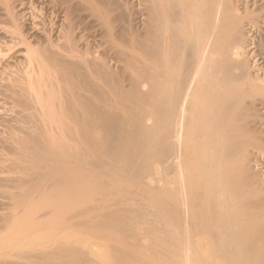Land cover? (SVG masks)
Segmentation results:
<instances>
[{
	"label": "bare ground",
	"instance_id": "obj_1",
	"mask_svg": "<svg viewBox=\"0 0 264 264\" xmlns=\"http://www.w3.org/2000/svg\"><path fill=\"white\" fill-rule=\"evenodd\" d=\"M34 1L66 27L53 44L35 17L27 38L32 18L0 0V264H95L74 244L84 224L112 238L111 264H264L248 150L262 119L247 120L264 97L248 32H264V0H148L143 33L112 19L116 2ZM88 18L101 57L79 47Z\"/></svg>",
	"mask_w": 264,
	"mask_h": 264
},
{
	"label": "rangeland",
	"instance_id": "obj_2",
	"mask_svg": "<svg viewBox=\"0 0 264 264\" xmlns=\"http://www.w3.org/2000/svg\"><path fill=\"white\" fill-rule=\"evenodd\" d=\"M21 1L22 2L24 1L25 5H24V2L22 3V2H20V0H19L18 4L19 3H21V4H19V5L17 4L18 7H17V5L14 4L15 7H16V8L14 7L15 11H18V10H20L19 8H21L20 12H22V13H19V14H18L19 11L16 12L15 16L18 14L16 16L17 22L19 23L20 20L24 22V20H26V19L28 20L29 18H32L31 21H30V19L27 21L28 23L25 21L27 23V25H25L26 24L25 22L24 23H22V22L19 23L20 24L18 26L19 31H21L22 34L25 33L24 36L26 34H28V32L26 33V31L24 29L25 27L23 28L21 24H23V26H26V28H28V26L31 24L30 26H32V28H30V26H29L28 29H33V27H35V28L37 27V25H38L37 21L39 20L40 23L42 22L41 25L45 24V26L43 28L40 25L41 27L39 28V30H41L42 32H45L47 30L45 32V34L47 33L49 35V36H47V38L49 37V39H50L51 35L54 32H55L56 37L53 34V36H52L53 40H51L52 42L55 40L54 38H57V39L61 38V35H59L60 38H58L57 35L60 34L58 32L61 31L62 27H66L65 24H63L64 23V21H62L63 18H62V20H59V22H57L56 20H53L52 16H50V14H52L53 17H55L54 15L56 13H58V12H55L54 10H52L53 12H55L53 14L51 9L48 8L50 11H47V12L45 11V13H47V14H44V9L42 7V4L44 2H42V1H34V0L30 1V0H27L28 4L26 3V0H21ZM109 1L110 2L108 4H110V3L113 4L115 2L117 3V4L115 3L116 7H115V9L113 11V15H112V19L113 20H117L120 24H125V26L130 27L133 31H136L138 33H143L144 32V28L146 26V23H147V20H148V13H149V2H148V0H109ZM30 2L32 3L31 5H29ZM36 2H37V4H36ZM14 3H16V1H14ZM33 4L34 5L36 4V5L34 6ZM22 6H24V7H22ZM25 6H27L28 8L31 6L32 9L29 8V10H28V8L27 7L25 8ZM39 6H40V8L42 7L43 12H42V10H40ZM0 8H1L0 11L2 10V12L4 13L3 14L2 12H0V23L1 22L3 23V20H4V18L6 19V16H4L5 12L3 10V7H0ZM17 8H18V10H16ZM27 11L28 12L30 11V12L28 13ZM25 13H26V15H25ZM23 15H25V17H22ZM27 15H28V17H26ZM40 16L42 17L41 19H45L47 21V23H45L46 21L43 22L44 20H41ZM44 16L45 17L48 16V18H50V20H48L47 18H43ZM57 16L60 17V16H62V14L61 15L59 13H58V15L56 14V17H55L56 19L58 18ZM262 16H263V13L261 11H253V12L245 15V18H246L245 20H246V22H249L251 20H259ZM35 17H36L37 21L35 19H33ZM19 18H23V19H19ZM1 19H3V20H1ZM79 20L77 19V21H79ZM32 21L34 22V24L32 23ZM35 21H36V23H35ZM53 21L57 22V24L55 22H53ZM89 21H91V22L87 23ZM5 22H7V20ZM5 22L3 24L2 23L0 24V29L1 30L4 28L3 27L4 24L6 26L7 23H8V22L7 23H5ZM49 22H50V25H49ZM60 22H63V23H61V25H60L59 24ZM82 22H83V24H82ZM94 22H95V20L92 19V18H90L86 22L84 20H82V21L80 20L79 21L80 24L77 22V24H79L81 26L80 29L82 28V26L84 27V25H85L84 23H86V25L90 24L89 26L85 25L86 27H84V29L86 28L87 34H86V31L83 28H82L83 30L81 29L83 31V33L85 31L84 34L86 35L85 36L86 39L83 36V33H82V31L79 28H78V30L80 32L79 31L77 32V34L79 33L78 35L83 36V37H80L79 40L77 39L79 42L81 41V43H80L81 46L79 45V47H82V49L85 48L84 51H82L80 48L79 49L82 51V53L85 52L84 54H87L86 55L87 57L100 56L101 55L100 53H102V50H101V47H102V45H101L102 44V35L101 34L102 33L100 32V29H99V26H97V23L96 22L94 23ZM54 23H55V25H54ZM47 24L49 26H51V28L52 27H54V28H52V30H51V28L48 30L49 26H47ZM1 25H3V26H1ZM56 25L58 26V28H57ZM7 26H6V28L8 29L9 26L8 27ZM1 27H3V28H1ZM55 27H56V30H55ZM6 28H4V29H6ZM22 28H23V30H21ZM87 28H88V30H87ZM37 29H38V27H37ZM52 31H54V32H52ZM248 32H249V38L252 41V46L250 47V49H251L250 50V58L251 59H249V60H250L251 63H254V64L256 63V64L261 65L262 63H264V32L261 31L259 33L257 30H254L251 27L248 30ZM28 36L30 37L31 35L30 34L26 35L27 38H29ZM38 38H36V39L38 40ZM82 38H84V39H82ZM30 39L36 41V39H32V38H30ZM57 39L55 41L56 42L59 41L62 44V41L61 40L57 41ZM39 40H41V39H39ZM42 41L45 43L46 38L44 40L42 39ZM55 41L53 42V44L55 43ZM82 41L86 42L85 46L82 45L83 44ZM38 42H40V41H38ZM43 42L42 43L40 42V46L43 45ZM85 42H84V44H85ZM58 43L56 45L59 46L60 43L59 44ZM45 45H46V43H45ZM56 45H55V47H57ZM21 48H23V47H21ZM89 55H91V56H89ZM100 57H98V58H100ZM261 67L264 68V64H262ZM256 100L257 101L259 100V101L257 102ZM247 102L250 105H254V104H257V103L259 104V105L257 104L258 105L257 109L251 108L249 110L248 115H247V120L252 121V120H255V119L257 120V118H258V120H261V119L263 120V121L261 120L262 122L260 121L258 123V125L261 124V123L263 124V122H264V97L263 96L252 97V98L248 99ZM258 120H257V122H258ZM252 122H254V121H252ZM258 125L255 126L256 127L255 128L256 134L260 138H264V126H262V125L258 126ZM254 146L249 147L248 150L250 151L251 154H253V156H252V158H253L252 166H253V168L256 169L255 171L258 172L256 174H257V176L259 174L258 178L260 177L259 179L261 181V180H264V147H260L261 149H259L257 145H254ZM256 146H257V148H256ZM260 184L263 185V181ZM107 191H109V190L107 189ZM99 193L100 192L97 189H95V188L88 189V191H86L82 195H79L77 198L83 200L85 198V196L95 197ZM153 217L156 219V221H160V216H158V214H156V213L153 214ZM83 220H87L86 217H83ZM72 234L74 235V244H76V246L79 247V249L84 250L86 252L87 257H90L95 264H111L110 262H113V263L116 262V259L114 257H111L110 254H109V248L108 247L112 243V238L107 237V238H103V239H99V238L94 239L93 236L90 233L89 225L87 226V224L74 225L73 228H72ZM58 235L56 237H58ZM60 236L57 238V240H59L58 242L64 240L63 236H61L62 238ZM57 240H55V241H57ZM93 254L95 256H92ZM158 262H159V260H157L155 263H158ZM126 264H140V263H138V262H136L134 260H129Z\"/></svg>",
	"mask_w": 264,
	"mask_h": 264
}]
</instances>
